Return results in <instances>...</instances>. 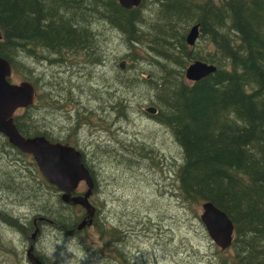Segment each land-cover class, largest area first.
<instances>
[{"label":"trees","instance_id":"obj_1","mask_svg":"<svg viewBox=\"0 0 264 264\" xmlns=\"http://www.w3.org/2000/svg\"><path fill=\"white\" fill-rule=\"evenodd\" d=\"M153 2L158 20L145 26L144 0L132 8L117 0H0V56L13 71L23 68L24 80L35 88L37 80L21 61L34 56L63 62L67 51L98 61L93 47L99 24L118 29L130 44L144 43L153 52L158 71L157 75L150 71L152 79L149 75L143 79L152 88L154 116L171 129L182 151L179 193L190 202L211 201L228 215L234 225L232 262L264 264V0ZM194 24L199 28L197 39L207 40L212 52L192 49L197 39L187 44L185 36ZM196 59L216 70L198 81L186 80L184 69ZM42 95L36 94L33 104L14 115L17 129L24 136L44 135L52 142L69 144L67 139L54 138L48 123L34 119L31 111L43 101ZM5 155L13 157L11 164ZM26 155L0 133V162L8 165L0 170V193L34 204L45 188H57L43 178L37 188L33 186L34 173H40L36 162H29L31 168L21 167ZM25 170L29 176H22ZM42 206L36 217L43 216L70 233L86 216L80 205L82 217L73 215L75 206L64 202L61 194L53 205ZM42 222L37 220L33 229H40ZM27 225L24 228L31 229Z\"/></svg>","mask_w":264,"mask_h":264},{"label":"rangeland","instance_id":"obj_2","mask_svg":"<svg viewBox=\"0 0 264 264\" xmlns=\"http://www.w3.org/2000/svg\"><path fill=\"white\" fill-rule=\"evenodd\" d=\"M153 1L141 5L144 25L158 20ZM96 33L98 61L69 51L63 62L34 56L21 61L37 80L36 94L43 93L31 111L34 119L48 123L54 138L67 139L84 152L96 180L90 198L97 209L95 222L70 233L36 217L43 203L58 199V189L45 188L34 204L0 193V264H30L26 249L34 220L44 221L33 245L46 264H236L231 247L221 250L210 238L200 219L201 202L183 199L177 188L181 147L155 118L152 88L143 81L150 71L157 75L153 52L144 43L130 44L108 23L99 24ZM192 49L212 52L213 46L199 37ZM23 72L12 70L10 81L24 80ZM149 107L155 108L152 114ZM11 158L5 155L10 164ZM21 162L24 169L35 161L27 154ZM4 165L0 162L2 172ZM38 173L36 188L40 178L46 180ZM21 174L29 176L27 170ZM85 190L81 181L77 192ZM73 206L71 213L82 217L84 210Z\"/></svg>","mask_w":264,"mask_h":264},{"label":"water","instance_id":"obj_3","mask_svg":"<svg viewBox=\"0 0 264 264\" xmlns=\"http://www.w3.org/2000/svg\"><path fill=\"white\" fill-rule=\"evenodd\" d=\"M117 1L124 8L136 7L141 3V0ZM198 35V24H194L185 36L187 44L193 45ZM120 67H124L123 62L120 63ZM215 70L213 64L196 59L186 66L184 75L189 81H198ZM11 73L10 62L0 56V133L14 147L32 155L41 174L61 192V199L64 202L71 205L79 204L86 209V216L78 224L77 229L89 226L95 212V207L90 202L95 183L82 160V153L72 145L52 142L44 135L24 136L19 132L14 122V114L19 108H25L33 103L35 91L32 83L27 80L11 82ZM147 111L153 113L155 108L149 107ZM81 181L86 184L87 189L83 194H75ZM201 208L200 219L210 238L221 250L229 248L234 233L231 219L211 201H203ZM38 230L36 226L30 235L31 241ZM33 250V243L30 242L26 249V258L30 264H43Z\"/></svg>","mask_w":264,"mask_h":264},{"label":"flooded vegetation","instance_id":"obj_4","mask_svg":"<svg viewBox=\"0 0 264 264\" xmlns=\"http://www.w3.org/2000/svg\"><path fill=\"white\" fill-rule=\"evenodd\" d=\"M35 94H36V92H35ZM35 98H36V96H35ZM34 100H36V99H34ZM95 187H96V184H95ZM95 187H94V189L93 190H95ZM76 193H78V194H82L83 192H77V189H76V191H75ZM93 193H94V191H93ZM91 198V197H90ZM95 207V206H94ZM96 212H97V209H96V207H95V214H96Z\"/></svg>","mask_w":264,"mask_h":264},{"label":"bare ground","instance_id":"obj_5","mask_svg":"<svg viewBox=\"0 0 264 264\" xmlns=\"http://www.w3.org/2000/svg\"><path fill=\"white\" fill-rule=\"evenodd\" d=\"M146 113V112H145ZM147 114V113H146ZM153 116V115H152Z\"/></svg>","mask_w":264,"mask_h":264}]
</instances>
